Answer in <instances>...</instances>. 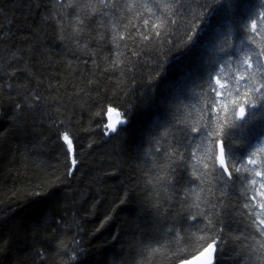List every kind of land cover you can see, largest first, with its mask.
<instances>
[{
  "label": "trees",
  "instance_id": "obj_1",
  "mask_svg": "<svg viewBox=\"0 0 264 264\" xmlns=\"http://www.w3.org/2000/svg\"><path fill=\"white\" fill-rule=\"evenodd\" d=\"M186 2L205 11L199 8L203 0ZM232 2L231 9H208L190 44L184 42L182 28L166 35L161 29L162 36L142 46L131 64L125 59L127 49H122L118 68L110 66V51L102 52L96 76L87 74L94 80L88 85L78 74L84 69V54L71 25L65 23L63 31L57 25L61 13L53 7L55 0H0V32L5 34L0 62L7 66L12 52L25 59L31 55L35 79L22 74L21 80L46 98V110L25 107L18 113L14 106L24 103L23 96L6 83L0 88V264H67L73 255V264H181L211 235L203 217L189 220L200 212L223 226L215 264H264V236L254 223L256 210L243 207L247 186L242 179L223 197L218 182H212L215 196L205 183L196 208L194 196L160 188L153 162L163 167L167 161L146 155L153 135L166 146L183 136L182 129L190 133L201 123L200 109L214 99L207 95V74L222 61L219 48L228 44L224 37L231 32L234 42L241 16L246 20L260 8V0ZM163 61L164 71L156 76L152 65ZM87 67L93 68L91 62ZM108 107L116 109L111 117L125 120L117 135L101 134L109 122ZM177 117L183 125L176 124ZM53 121H64V126L56 128ZM65 130L79 156V170L70 178L65 176L59 139ZM220 138L230 158L245 157L264 141V103L249 107ZM259 155L264 159V153ZM182 163L174 178L180 189L191 179L192 162ZM219 199L223 204L217 209L204 202Z\"/></svg>",
  "mask_w": 264,
  "mask_h": 264
},
{
  "label": "snow or ice",
  "instance_id": "obj_2",
  "mask_svg": "<svg viewBox=\"0 0 264 264\" xmlns=\"http://www.w3.org/2000/svg\"><path fill=\"white\" fill-rule=\"evenodd\" d=\"M217 5H226L229 9L235 6L232 0H203L199 8L205 11H198L191 8L186 0H55L53 7L60 10L61 14L56 23L61 31L65 23L72 27L77 48L84 54L83 59L77 57V60L82 59L84 65V69L78 74L91 85L94 80L88 79L87 74L96 76L100 69L98 58L102 52L110 51L113 57L110 66L118 68L121 63L120 57L124 55L122 49H127L128 56L125 59L131 64V58L139 55L142 46L162 36L161 29H165L166 35L168 30L182 28L183 40L190 44L201 30V21L208 16V9ZM244 17L241 16L239 21L240 30L235 41L233 42L231 32L224 37L228 44L219 48V51L224 53L222 61L207 74V95L214 99L200 109L202 118L199 126L191 127L190 133L182 129L183 136L175 137L174 141L166 146H161L157 137L153 135L146 155L153 157L160 155L167 161L163 167H158L153 162V168L157 169L156 179L160 188L165 193H168L169 189L173 194H178L182 190L184 197L194 196L193 206L196 208L200 207L201 193L205 191L201 186L205 183L209 184L207 192L215 196L212 182H218L220 185L218 190L223 197L226 195L225 190L236 179H242L247 186L246 192L242 193L246 201L243 207L256 210L253 213L254 223L260 235L264 236V159L259 155L264 153V141L245 157L232 159L226 154L224 138H220L221 135L225 136L226 128L233 127L237 120L246 116L249 107L264 103V0H260V8L257 11L248 14L246 20ZM4 35L0 32V41ZM167 42L173 43L170 40ZM108 45L112 47L109 49ZM31 58V55L25 59L17 52H12L7 66L0 62V88L6 83L9 90L16 89L23 96L24 103L17 102L14 106L18 113H23L25 107L46 110V98L21 80L22 74H26L25 78L29 81L35 79L29 67ZM103 59L108 61L109 57L104 56ZM89 62L93 68L87 67ZM71 63L69 61L70 65ZM165 63L166 61L153 63L156 76L164 71ZM20 64H23V67H20ZM5 77L7 82L4 80ZM148 83L151 84L152 81L149 80ZM80 91L83 92L84 89L81 88ZM176 103L178 112L179 99ZM107 112L109 122L103 125L101 134L117 135L121 131L118 125L124 124V121L111 119L112 114L116 112L115 108L108 107ZM176 124L183 125L184 120L177 117ZM53 126L63 127L64 121L58 123L53 121ZM201 137L203 139L196 143ZM59 139L63 145L61 154L66 161L65 176L70 178L79 170L77 145L68 130L60 133ZM194 143L195 150H192ZM182 162H192L191 179L188 187L180 189L174 178L178 169L183 167ZM241 173L247 175L239 177L237 174ZM45 194L34 193L37 196ZM167 198L171 199L172 195H168ZM204 202L212 209H217L223 204L222 199H219L218 203ZM197 215L207 221L205 229L211 235L205 238L204 244L193 254L192 259L185 260L184 264H215L218 245L222 243L223 226L213 223L211 216L204 212L190 216L189 220L196 221ZM260 247L264 249V243ZM75 259L73 255L67 264H73Z\"/></svg>",
  "mask_w": 264,
  "mask_h": 264
},
{
  "label": "rangeland",
  "instance_id": "obj_3",
  "mask_svg": "<svg viewBox=\"0 0 264 264\" xmlns=\"http://www.w3.org/2000/svg\"><path fill=\"white\" fill-rule=\"evenodd\" d=\"M111 119L112 120H121L119 117H117V116H114V117H111ZM123 121H124V123H125V120L124 119H122ZM120 125H118V127H119Z\"/></svg>",
  "mask_w": 264,
  "mask_h": 264
},
{
  "label": "water",
  "instance_id": "obj_4",
  "mask_svg": "<svg viewBox=\"0 0 264 264\" xmlns=\"http://www.w3.org/2000/svg\"><path fill=\"white\" fill-rule=\"evenodd\" d=\"M182 264H184V263H182Z\"/></svg>",
  "mask_w": 264,
  "mask_h": 264
}]
</instances>
